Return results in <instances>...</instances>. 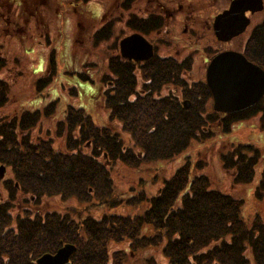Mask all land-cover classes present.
Segmentation results:
<instances>
[{
  "label": "trees",
  "instance_id": "1",
  "mask_svg": "<svg viewBox=\"0 0 264 264\" xmlns=\"http://www.w3.org/2000/svg\"><path fill=\"white\" fill-rule=\"evenodd\" d=\"M77 1L85 3L88 0H72V3ZM125 1L130 0H122L123 4ZM103 12L100 8L97 16L92 17L94 24L100 27L91 34L90 44L94 47L109 38L112 21L108 19L104 24L106 13ZM132 26H138L142 30L147 27L145 20L142 19H134ZM111 48L106 49L108 55L104 68L102 65L98 71V81L102 84L100 94L103 109L107 114V121L116 120L119 122L120 130L131 135L134 148L122 150L121 142L115 138L114 132L107 127L93 126L90 116L82 108L68 106L65 141L70 144L73 141L72 131L78 129L79 133L76 134L81 138V142L75 152L66 155L67 168L64 167L66 171L63 175L67 186L66 195H75L82 199V194H87L88 187H91L92 192L101 198L110 196L111 180L103 159L111 164L120 161L127 166H138L146 160L170 159L184 150L191 141L196 140L198 134L209 133L210 129L207 127L212 123L219 124L221 131H227L234 121L244 120L256 114L264 117L261 100L242 110L225 114L214 112L211 109L210 92L204 82L195 81L187 84L181 78L174 81L167 76L162 78L167 74L165 70L169 66V60H164L166 62L162 63L163 67L158 68L152 66L153 58L148 62L144 61L140 75L142 74L144 78L151 75L154 80L179 84L182 97L189 98L188 108L182 109L181 104L175 102V95L159 99L153 97L151 92L157 90L158 86L147 85V90H139L136 93L134 67L128 66L129 63L120 58L116 46L114 51H111ZM44 49L47 53V70L43 76L42 74L35 76V80L39 77L35 84L36 91L55 75L54 48L48 45V48ZM74 54L71 55L73 59L78 56ZM242 54L264 69V19L253 27L245 41ZM63 55L69 56L66 50L63 51ZM176 65L183 71L188 67V62L183 61ZM2 67L7 68V63L4 57L0 56V69ZM63 72L72 73L66 69H63ZM73 74L90 82L82 70ZM68 81L86 86V83L81 84L72 77H69ZM5 86V81L0 78V104L6 99L5 95L1 99V92L9 94ZM142 87L146 85L143 84ZM189 90L196 96L191 97L187 93ZM42 106L41 110L44 113L50 112L49 105ZM34 121V112L28 109L22 110L17 116L0 120V164L5 165L15 160L23 165L25 161H33L38 165L46 161L54 162L53 157L57 154L50 149V139L46 140L40 136L34 140L30 138V128ZM40 146L48 147V150H38ZM243 147L250 151L253 149L250 146ZM233 150L232 153L224 152L221 155V167L230 172L232 180L247 182L254 172L258 152L253 149L251 155L241 153L242 149L241 152ZM38 165L28 167L32 170L24 168L26 173L32 172L29 177L45 176L44 171L35 169L39 168ZM187 170V165L183 164L172 176L164 180L153 201L142 207L140 214L133 216L117 217L104 213L98 219L85 217L78 221L60 218L58 214L59 217L52 214L42 219L36 213L32 217L27 214L25 217L15 216L14 221L20 225V231L17 233L19 236L4 231L5 249L15 256H26L27 252L45 253L57 246L59 241L69 242L73 243L76 249L69 257L68 264H106L108 261L106 243L109 239L129 240L134 250L156 245L160 242L158 236L165 233L163 254L168 264H208L212 260L219 261V264H264V225L256 224L253 228H246L239 216L238 201L222 192L207 190L206 176H195L188 180ZM58 178L59 176L56 178L52 175V179L46 177L43 183L49 181L55 183ZM258 184L264 186V168ZM2 219L0 215V231ZM150 229L157 233L152 235L141 233L142 230L146 232ZM227 235L228 242H220L215 245L214 250L206 248L211 241ZM30 243L33 245L32 249L28 246ZM244 243L249 247L250 258L244 254ZM203 248H206L205 252H199Z\"/></svg>",
  "mask_w": 264,
  "mask_h": 264
},
{
  "label": "flooded vegetation",
  "instance_id": "2",
  "mask_svg": "<svg viewBox=\"0 0 264 264\" xmlns=\"http://www.w3.org/2000/svg\"><path fill=\"white\" fill-rule=\"evenodd\" d=\"M20 1V2H19ZM28 0H13V4L10 5V7H7L6 5V0H0V41H4V38L6 37V33L8 34V31L11 29V32H13L14 30V25L13 24H7L10 23L9 20L11 18H15L17 21L18 20H26L29 22H42V20L46 17L47 13H45V9H47V7H51L49 6L50 4L54 7V11H58V7L52 3H49V0H31V2L29 3L31 8L33 9V12H30L28 14H26L22 19L21 14L19 13L21 11V8L19 7L18 3H21L23 5L27 4ZM53 1V0H51ZM62 1V0H61ZM121 0H118L116 2L115 5V10L118 12V17L123 18V26L126 28L130 27L133 22L134 19H142V20H146V19H154L155 21H157L158 25L157 27H150L147 26V36H149L150 38L147 40V42H149L152 45L153 48V54L155 55L156 51L157 54L155 55L156 58L155 59H160V61L162 63H165L166 61L164 60H169V66H167V69L165 70V72L167 73L166 75H163V77H168L170 80H175L178 77H180L181 71L178 69V65L183 61H187L188 62V67L185 68L183 70V73L185 75H188L189 73H191L192 69L197 71V67H195L194 63V59L193 56L191 55V51L193 49L197 50V46L195 45L196 42L199 41V37L201 36V33L199 32V28H196V26L199 24V20H198V14H197V21L194 23L192 21L191 18L188 19V14L187 16H185V12L189 13V10H194V9H190V6L192 5L191 0H185V2L183 0H130V1H125L124 4L120 3ZM199 3L205 4L206 5V10H208V8H214L215 11L212 12V14L207 15V19L203 20L205 21V39H212L213 41H215L216 43L220 44V46L218 47H213V50H209L207 51V57L206 60L207 62H205L206 60H203L204 63V68L203 73L205 72L206 66L210 60V58H212V56H214L215 54H217L218 52H222V51H235V52H242L244 45H245V41L247 39V37L250 35L253 27L258 24L260 21H262L264 19V0H259V2H256L255 0H252L249 4L248 2H243L240 1L239 4L237 5H232V3L235 0H198ZM215 1H222L223 4L220 8H218L216 6V2ZM69 2V0H68ZM76 3H73V6ZM13 5V6H12ZM70 5V3H69ZM248 5V6H247ZM44 8V9H43ZM102 8H104V6H102ZM38 9L41 10V12H38ZM136 11V12H135ZM140 12V13H137ZM142 12V13H141ZM19 13V14H18ZM103 13H106L104 20H108V21H112V17L111 18H107L110 15H112L113 13L110 12L108 9L105 10ZM169 14L173 13V16L170 18L168 16ZM227 14V17L225 19H223L220 22V28L218 29L217 33L215 32L214 26H213V22L214 19L217 15L219 14ZM57 14V13H55ZM58 15V14H57ZM68 15V14H67ZM65 15V16H67ZM61 17H64V15L62 14V12L60 13ZM115 15H113L114 17ZM174 17L176 19H174ZM241 18L244 25L241 28V23L237 20ZM181 20V21H178ZM15 22V21H13ZM106 22H104V24H106ZM229 24V25H228ZM97 24L92 25V32H94L95 30H97L100 27L96 26ZM99 25V24H98ZM110 27L113 28L114 30V23L112 21V23H110ZM193 26V27H190ZM39 29V30H38ZM77 30H78V26H77ZM39 31V32H38ZM38 32V33H37ZM245 32V38L244 40H241V35ZM35 40L37 42H40L44 47L48 48V45L52 46L53 48V44H51V42L53 41L52 38V32L50 30H48L47 28H44V30L37 28L35 30ZM50 34V38L48 37ZM92 34V33H91ZM123 34H130V32L127 33H123ZM123 35V36H126ZM168 35L172 36V38H168ZM209 36V38L207 37ZM161 37V41H157L156 38ZM11 38L14 40L9 39V41H11L10 45L8 46L9 48L13 47V50L10 51L9 49L4 50L3 52L1 51V49L3 48V45L1 43V49H0V56L4 57L5 60L8 59L9 56L14 55V57L17 56V54L21 53V45L20 42L18 43V39L20 37L17 36H13L11 35ZM42 38V39H40ZM165 39L164 43L163 40ZM178 39H182L185 42L186 48L187 49H181V48H177L175 47V40ZM118 42V40H117ZM146 42V43H147ZM144 43V44H146ZM169 43L170 45H172V50L173 52H171V49H167L166 53L163 54L160 51V48H164V44ZM18 44H19V48H18ZM101 44V42L99 43V45ZM144 44H140V46H144ZM116 48H118V44L116 43ZM112 47L113 51L115 50L114 47ZM102 50L103 53L106 54V48H104L103 46ZM4 49V48H3ZM55 52V51H54ZM182 52V53H181ZM3 53V55H2ZM113 54V52H112ZM152 54V55H153ZM108 55V54H107ZM153 55V57H154ZM56 56V54H55ZM93 54L91 53V58L90 59H86L84 54L82 53L81 55V60L78 63H74L71 60H67V63H65L64 65L60 64V60L58 59V57L56 56V69H54L55 75L49 79V81L42 87H40L38 90H35V84H36V80L39 78H37L36 80L34 79L35 76L38 74H45L46 70H47V64H48V60L47 57L45 58V56L43 57V64L41 67V71L35 72L33 74H31V78L33 79V83H22L21 79L18 78L17 74H14V81L15 84H13L12 82H8L7 79H4L5 81V88L11 89L13 94V98L11 97L10 99L6 97V99L0 104L1 106V113L2 114H7V110L10 109H5V106L8 104H12L13 107H18V104L23 102L22 101V96L24 95H28L30 99L33 98L34 96V101L31 102L30 105L34 104L36 100L39 101L40 106L34 107V108H28V107H21L18 108V112H16V109H14L15 111L13 112V114L15 116L19 115V113L24 110V109H28L30 111L34 112V117H35V121L33 123V125L31 126V128L33 126H39V123L42 122L44 127H49V128H45V131L48 132V134L45 135H31L30 134V138L32 140H34L37 136H40L44 139H50L51 143H50V149L52 150L53 147L55 146H59V147H65L68 148V150L70 151V153L75 152L76 147L80 144L81 142V138H79L76 134L79 133V130L76 129L75 131L73 130L71 133V136L73 138V141L68 144V142L65 141L66 138V131L68 129V122H65V118L67 115V109L68 106H72L74 108H78L80 107V105L76 102L73 101V99L75 98V96H83L81 95V89L79 87H77L76 82L73 83H67L69 77L75 78L77 82L82 83H86L85 80H83L82 78L76 77L73 72L75 71H79L82 70V73H86V75L88 76V78L91 81V76L90 73L95 72V71H91L93 68L96 67L97 65V60L92 59ZM66 58V56H64ZM97 58V57H96ZM19 60H21V55L18 57ZM124 59V58H123ZM106 60V59H105ZM126 62L129 63L128 66H133L135 69L134 74H136V83H135V89H136V93L139 90H147V85H152V86H158L157 90H153L151 92V95L153 97H158L162 98L164 96H168V95H175L176 97L175 102H178L179 104H181L182 109H187L188 106L190 105V101L188 97H182L181 96V91H180V86H178L175 82H171L169 81L168 83H165L164 81H161V83H159L158 79L154 80V78H152L151 75H148V77L146 78H142V76H140V68L142 66V63L145 60H139V61H133V60H126L124 59ZM17 66H21L20 63L17 62V60L14 61ZM84 63V64H83ZM93 63V64H90ZM158 63L161 67H163L162 63L156 62ZM13 66L15 67V65L13 64ZM159 66V67H160ZM168 67H172V70H169ZM77 68H79L77 70ZM16 69V68H15ZM63 69L66 70H70L72 71V73H64ZM6 69L5 68H1L0 69V78L3 80L4 78V71ZM99 75V74H98ZM139 76V78H138ZM67 81V82H66ZM56 83L58 86L54 88L53 90V94L55 95L50 101L48 102H44L42 103L40 100L41 98H43V90L46 89L49 85ZM68 84L70 85V87H72V89H70V94L75 91L76 95H71L68 97V93L69 90L67 87L62 86L63 84ZM143 84L146 85V87H142ZM102 84L99 83L96 85V99L93 100L92 95L88 94L86 96H84L90 103V105H99L103 111H105L103 109V104H102V99H101V94H100V86ZM84 86H82L83 88ZM30 90V93L24 92L22 90ZM191 97L196 96L195 93L192 90H189L187 92ZM4 95L6 96L5 92L2 91L1 92V99H3ZM94 96V95H93ZM23 104H25L23 102ZM28 105V106H30ZM42 105H49L50 106V112L49 113H44L41 108L43 107ZM81 108V107H80ZM83 111L85 112V109L82 108ZM90 116V114H88ZM105 118L107 121V115L105 114ZM91 122L93 124V126L100 128V126H97L94 124V121L92 120L91 116H90ZM206 119V117L204 118ZM111 121H116V120H111ZM111 121H108L109 124L103 126V127H107L108 129H110V131L114 132L116 137L121 133V131H119L115 124H111ZM45 124V125H44ZM30 128V129H31ZM124 131V130H123ZM126 133V135L129 138L130 144L133 145V142L131 140V135L128 134L126 131H124ZM46 136V137H45ZM56 140L53 142V139ZM23 148V147H22ZM24 149V148H23ZM38 150H48V147H44V146H40L38 147ZM58 156L60 154H63L61 151L55 152ZM56 155V156H57ZM48 156V154H47ZM15 159L17 158L16 156L14 157ZM67 159V158H66ZM65 160V159H64ZM64 160H59L58 164H56L55 162H49L46 161L44 163H40L38 165V163L33 162V161H25L23 162L24 165L21 162H17V160H15V162H8L7 164H0V215L3 217L2 219V227H1V231H0V264H13L16 262V264L19 263H29V264H36V259L38 258V256L41 253H37V252H27L26 256H15L11 253H9L6 249H5V237H4V231L7 234L10 235H17V237L19 236V231H20V225H18L15 221H14V217L18 216V217H25L26 214L30 217H32L35 213L37 214V216L39 218H44V217H48L49 215L55 214V215H59L60 218L61 217H65L66 219L70 218L69 217V213L68 212V206H64L63 208H66V212L64 213L65 215H62L61 213H58L56 211H48V209L43 208L42 204L43 202L47 201V198L51 197L52 195H57L58 199H65L68 197H73V199L76 200V206L70 207L71 212H74L73 214L76 215V217L73 218H78L77 220L74 221H78L79 217L77 216L78 213H80V211L75 212V210H77V206L78 204L84 203L85 205H88L89 203V197H91L92 195L87 194L88 200H87V204L85 202V200L82 199H77L75 195H66L65 193V189H66V183L64 181L61 182V179L64 178V171H66V169L63 167V164L65 163ZM19 161V160H18ZM64 161V162H63ZM51 164H55L57 168L60 167L61 170V174H59V178L57 182H53V181H49L46 183H43V180H46V177H50L52 179V175L54 177H58L56 176V174L54 173V170H52V168L50 167ZM123 164V163H121ZM38 165L39 168H35V169H39L41 171L45 172V176L44 177H35V178H31L29 177V174H31L32 172L30 171L29 174L25 172L24 168H28V167H36ZM125 165V164H124ZM126 168H134L131 170H135L138 168L137 167H133V166H127L125 165ZM31 169V168H28ZM32 170V169H31ZM139 175V174H138ZM142 177H138V183L142 182ZM49 179H47L48 181ZM162 183V181L160 182ZM24 184V185H23ZM52 184V185H50ZM135 184V185H134ZM142 183L137 184V182L133 181V185L131 188H137L136 192H138L139 194L137 195V202L135 205L132 203V197H128L127 200L125 199L124 201L122 200L123 198H121L118 195H110V199H108L107 197L105 198H101L100 197V201L102 203H106L105 207H110L111 210H115L114 212H104L106 214H113L117 217H122V216H132L133 213H128L125 212L123 210H118L119 208L123 207V204L126 205H130L132 207L136 206V205H140L141 207H145V205L147 203H150L151 201H153L154 196L159 192V188L156 185L155 188L153 189V191L151 192V186L148 187V191H145L142 187ZM85 199V197H83ZM119 200V201H118ZM30 203V204H29ZM95 205H97V203H95ZM99 208L100 206H104L101 205L100 203L98 204ZM13 209H15V212H12ZM96 209V208H93ZM142 209V208H141ZM141 209L139 208V211L137 212V214H140ZM52 212V213H51ZM101 213L100 215L104 214ZM35 214V215H36ZM8 216V218L6 217ZM36 217V216H35ZM91 217L92 216H88ZM85 216L80 217V219H84ZM71 219V218H70ZM73 220V219H72ZM67 221V220H66ZM18 231V232H17ZM65 243V242H64ZM63 243L59 241V243L57 244V246H55L53 249L47 251V253H54L56 251L57 248H59ZM28 246L32 249L33 245L32 243L28 244ZM106 246L110 247L109 248V253L107 254V258L109 260V258L114 257V255H119V259L120 262L119 264H122V262L128 257V256H133L135 254L136 251H138L139 249L137 248L136 251H133L132 247H131V242L129 240H119V241H110L108 243H106ZM9 255V256H8ZM11 256H15V259H12ZM70 261V258H68V262ZM65 263V264H68Z\"/></svg>",
  "mask_w": 264,
  "mask_h": 264
},
{
  "label": "rangeland",
  "instance_id": "3",
  "mask_svg": "<svg viewBox=\"0 0 264 264\" xmlns=\"http://www.w3.org/2000/svg\"><path fill=\"white\" fill-rule=\"evenodd\" d=\"M16 1V0H15ZM49 0V3H52L58 7V11H54V7L50 4L45 9V13H47L46 17L42 20V22H29L26 20H16L15 18H11L9 20L10 23L7 24H13L14 30L11 32V29L8 31V34L6 33V37L4 38V41H0L2 43L3 48L6 50H13V47L9 48L11 41L9 39L14 40L11 38V35L20 37L18 39V43L20 42L21 45V53L17 54L16 57L14 55L8 57V63H10V60H17L18 63H20L21 66H17V64H14L15 67L11 68L13 70L17 71V76L19 79H21L22 83L28 84L33 83V79L31 78V74L41 71V67L43 64V57H47V53L45 52L44 47L40 42H37L35 40V30L37 28H40L44 30V28H47L52 32V38L53 41L51 44H53V48L55 51L56 56L60 60V64L64 65L67 63V60H71L74 63H78L81 60L82 53L84 54L86 59L91 58V53L93 54L92 59L97 60V65L95 68H93L91 71H95L90 73L91 81L86 82V86L82 88L79 84H77V87L81 89V95L83 96H77L76 92L73 91L70 94V85L63 84L62 86L67 87L69 90L68 97L71 95H76L73 101H76L81 108L85 109L86 114H90L92 120L94 121V124L100 127H103L108 123L105 118V111L102 110V108L95 104L90 105L89 101L84 97L88 94L92 95V99L95 100L96 95V85L98 84V71H100L102 65L104 68L105 65V59L106 54L103 53L102 47L104 46L106 49L108 48L106 46V41H102V44H98L96 47L92 46L90 44L91 40V33H92V25L95 22L93 18L97 16V14L100 12V8H102V11L109 10L113 14L110 15L107 18L112 17V21L114 23V30L113 28L109 29V40L108 45L112 46L114 43L116 45L117 40L120 39L124 32H130L131 38H133L136 42L146 41L150 38L146 34V29L142 30L138 28V26H132L126 28L123 26V18L118 17V12L115 10V5L118 0H88L85 3L84 2H78L73 6L72 0ZM185 2V0H183ZM20 2V1H19ZM31 0L27 1L26 5H23L21 3H18L19 7L21 8V11L19 12L21 14V19L28 13L33 12V9L30 6ZM192 5L190 6V9L188 12H185V16H188V19L191 18L192 21L195 23L197 21V14H198V20L199 24L196 26V28H199V32L201 33V36L199 37V41L195 43L197 46V50L193 49L191 51V55L193 56L195 67H197V71L192 69L191 76L193 80H201L203 79V68H204V61L207 57V51L213 50V47H218L220 44L216 43L212 39H205V21L207 19V15L212 14L213 11H215L214 8H208L206 10V5L199 3L198 0H191ZM216 6L220 8L223 4L222 1H215ZM7 7H10L11 4H13V0H6ZM120 3H123L122 0ZM13 6V5H12ZM11 9V7H10ZM44 9V8H43ZM38 12H41L40 9H38ZM64 15V17L60 16V13ZM136 12V11H135ZM197 14H196V13ZM18 13V14H19ZM57 13V14H55ZM140 13V12H137ZM142 13V12H141ZM68 14V15H67ZM67 15V16H65ZM113 15H115L113 17ZM168 16L171 18L173 16L172 14L168 13ZM93 17V18H92ZM105 17V16H104ZM174 19H176L174 17ZM15 21V22H13ZM181 21V20H178ZM138 24V22H137ZM145 24L150 27H157L158 23L154 19H146ZM78 26V30H77ZM140 26V25H139ZM190 27H193L190 25ZM39 30V29H38ZM39 32V31H38ZM37 32V33H38ZM245 32L241 35V40H244L245 38ZM50 38V34L48 36ZM209 38V36H207ZM168 38H172V36L168 35ZM42 39V38H40ZM157 41H161V37L156 38ZM165 39L163 40L164 43ZM150 45L151 53L153 54V48L152 45L147 42ZM175 47L181 48V49H187L185 42L182 39L175 40ZM19 48V44H18ZM52 48V49H53ZM167 49L172 50V45L169 43L164 44V48H160V52L165 54ZM66 50V52L69 54V56H66V58L63 55V51ZM69 52H68V51ZM111 51L113 49L111 48ZM117 54L121 57V50L120 47L117 48ZM73 53L74 55H78L77 58L73 59L71 56ZM112 53V52H111ZM182 53V52H181ZM157 54V51L155 55ZM21 55V60L18 59V57ZM154 55V54H153ZM154 55V57H156ZM97 57V58H96ZM151 55L149 58H145L146 62L150 61ZM153 58V57H152ZM152 66L158 68L160 65L156 62L162 63L160 59H154L152 60ZM207 62V60L205 61ZM12 66L11 64H9ZM16 68V69H15ZM13 70L11 71H4V79L7 78L8 82H12V79L15 77L13 75ZM186 78V76H184ZM143 78V76H142ZM202 81V80H201ZM67 82V81H66ZM15 84V82H12ZM67 83H70L68 81ZM58 85L54 82L53 84L49 85L46 89L43 90V98H41V102H48L50 101L55 95L53 94V90ZM91 87V88H90ZM11 93L12 90L10 89ZM24 92L30 93V90H22ZM94 95V96H93ZM11 97L13 98V94H11ZM34 96L32 99L29 98L28 95L22 96L23 102L18 104V107H12V104H8L5 106V109H11L7 110V114L11 113V117L14 116L13 112L16 109V112H18V108L21 107H28V108H34L37 106H40V103L38 100L35 101L34 104L30 105L31 102L34 101ZM48 100V101H46ZM262 106L264 107V95L262 97ZM30 105V106H28ZM1 114V109H0ZM115 124L116 128L117 125L115 121H111V124ZM45 125V124H44ZM42 122L39 123V126H33L30 129L31 135H39V134H48V132L45 131ZM210 129L209 133H204L206 131H202L204 134H198L196 140L191 141L189 145L186 146L184 150H182L180 153L174 155L170 159L166 160H146L140 163L137 169L131 170L134 168H126L123 164L117 162L115 164H109L107 165L108 171H110V176L112 179V193L115 195L120 196L127 200L128 197H132V203L133 201L136 202L137 195L139 194L136 192L137 188H131L130 185H133V181L137 182V184L142 183V188L145 191H148V187L151 185H159L162 179L168 178L172 176L176 170H178L183 164L187 165V178L190 180L191 178L195 176H206L208 180L207 184V190L212 189L219 192H222L226 195H228L231 199H235L239 202L238 208H239V216L241 217V220L243 221L246 228H253L256 224H263L264 225V186H260L259 179H260V173L262 172L264 168V117L255 115L254 117L247 119V120H240L236 122H232V124L229 125V129L227 131H221L219 129V124L215 125V123L211 124L209 127ZM120 138L123 141V144L127 146L130 144V141L127 138L126 133L121 132ZM208 135V136H207ZM46 137V136H45ZM204 137V138H201ZM201 138V139H199ZM56 140L53 139V142ZM51 143V141H50ZM245 146H250L253 149H256L258 152V159L256 166L254 167V172L247 182H237L232 180L230 172L225 171L221 168V155L228 154L229 152L232 153L234 150L237 149L244 154H253V149L248 150ZM61 151L63 154H60L59 156L55 155L53 157V160L56 164H58L59 160H64L65 163L63 164V167L67 168V159L66 155L70 154V151L68 148L65 147H59L55 146L52 148V152ZM63 161V162H64ZM50 167L52 170H54V173L56 176H59L61 174L60 168H57L55 164H51ZM138 174L142 175V182L138 183ZM65 180L61 179V182ZM135 185V184H134ZM155 186H151V192ZM87 194L92 195L89 197V203L88 205H85L84 203H79L77 206V210L75 212L80 211L78 213V217H88L92 216V218H98L101 213L104 212H114L115 210H111L110 207L106 203L99 202L100 197L97 193L92 192L91 187H88ZM87 194L83 193L82 200H85L87 204ZM77 199H80L76 197ZM108 199L111 197L108 196ZM119 201V200H118ZM97 203V205H95ZM104 205V206H98V204ZM30 204V203H29ZM64 206H68V212L69 217L73 220H77L74 212H71L70 207L76 206V200L73 199V197H68L65 199H58L57 195H52L51 197L47 198L46 202H43L42 207L48 209V211H56L58 213H61L62 215H65L66 208H63ZM96 208V209H93ZM139 208L142 207L140 205H136L134 207L130 205L123 204L122 208H119L118 210H123L128 213H135L139 211ZM16 210L13 209L12 212H15ZM52 213V212H51ZM58 216V215H57ZM73 216V217H72ZM59 217V216H58ZM79 217V219H80ZM144 235H150L155 234L157 231L153 230H142L141 232ZM160 238L159 245L156 243V247H147L145 249H140L135 252V254L131 257L128 256L122 264H168L167 258L163 254V242L165 241V233H162V235L158 236ZM224 241L225 243L229 241V236H223L218 237L217 239L211 241L208 243L206 248H212L210 250L215 249V245H218L220 242ZM110 247L107 248V250ZM206 248L201 249L199 252H205L204 250ZM244 254L247 255L248 258H250V251L249 247L246 246L244 243ZM12 259H15V256H11ZM219 264V261L212 260L208 264Z\"/></svg>",
  "mask_w": 264,
  "mask_h": 264
},
{
  "label": "water",
  "instance_id": "4",
  "mask_svg": "<svg viewBox=\"0 0 264 264\" xmlns=\"http://www.w3.org/2000/svg\"><path fill=\"white\" fill-rule=\"evenodd\" d=\"M240 1L235 0L232 5ZM259 2V0H255ZM248 6V5H247ZM227 14L215 17L213 26L217 33L220 22ZM244 23L241 18L237 19ZM229 25V24H228ZM122 56L133 59H145L150 56V46H140L133 38L126 37L120 42ZM137 56V57H136ZM205 83L212 97V108L217 112H233L249 107L258 101L264 93V71L257 65L246 60L235 51H222L213 56L205 71ZM72 244H62L53 254L45 253L36 259V264H64L74 252Z\"/></svg>",
  "mask_w": 264,
  "mask_h": 264
}]
</instances>
